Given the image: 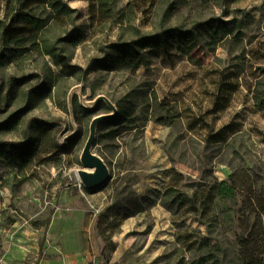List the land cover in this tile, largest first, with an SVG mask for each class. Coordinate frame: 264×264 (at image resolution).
I'll return each instance as SVG.
<instances>
[{
  "label": "rangeland",
  "instance_id": "obj_1",
  "mask_svg": "<svg viewBox=\"0 0 264 264\" xmlns=\"http://www.w3.org/2000/svg\"><path fill=\"white\" fill-rule=\"evenodd\" d=\"M65 1L77 10L75 26L53 25L49 36L82 35L79 46L67 48L71 65L86 69L119 35L124 40L132 36L129 31L120 34L111 24L95 25L87 0ZM130 1L135 0H123L122 4ZM165 8L152 9L150 18L139 13L134 25L143 32L159 30ZM210 16H221L234 28L219 45H210L203 34L189 57L172 52V56L152 58L135 72L96 68L86 76L70 75L42 56L0 72L5 99L0 104V124L12 123L11 118L17 116L21 123L15 132L0 131V142L24 141L28 123L51 125L45 135L38 133L37 156L26 180L15 178L0 156V264H36L41 245L49 241L45 227L55 214L69 213L71 196L80 195L85 211L97 221V238L102 243L97 263L109 264L114 261L115 236L125 249L117 259L124 261L144 246L147 251L152 248L155 235H167L174 229L170 218L161 209L151 210L146 201L154 189L161 195L171 170L194 183L213 176L226 179L231 169L244 161L253 168H264L263 0H224L208 12L196 5L179 4L165 24L190 26ZM45 77L50 89L36 92ZM78 85H83L90 100L99 95L111 99L122 123L98 127L93 151L103 157L112 177L95 192L79 185L76 170L81 167L80 154L92 118L109 108L101 103L97 111H86L77 95L70 102L69 94ZM28 92L29 97L37 98L30 99L29 111L20 113L29 103ZM167 111H171L168 122L172 125L158 124ZM216 133L234 139V149L212 143L213 137L217 140ZM111 212L119 214L111 217ZM186 224L206 233L193 218ZM214 231L229 254L228 260L238 262L236 235L242 233L238 222H223Z\"/></svg>",
  "mask_w": 264,
  "mask_h": 264
},
{
  "label": "trees",
  "instance_id": "obj_2",
  "mask_svg": "<svg viewBox=\"0 0 264 264\" xmlns=\"http://www.w3.org/2000/svg\"><path fill=\"white\" fill-rule=\"evenodd\" d=\"M87 1L90 3L91 18L95 25L111 24L120 34L122 31H129L132 36L124 40L119 35L106 49H102L103 55L100 58L92 59L88 67L83 69L71 65V57L67 53L68 47L74 48L82 43V35L55 39L49 36L54 31L53 25L59 28H65L69 24L75 26L76 9L71 8L65 0H2L0 72L9 67H19L36 56L49 57L70 75L86 76L96 68L104 71L135 72L147 66L152 58L172 56V52L189 57L200 38H204L203 34L208 36L210 45L217 46L223 41V37L229 36L234 30L229 21L221 16L199 19L190 26L165 24V20L173 16L179 4L196 5L208 12L213 10V6L224 3V0H135L125 5L122 4L123 0ZM160 5H165L166 8L162 13L159 30L143 32L134 25L139 13L150 18L152 9ZM46 78L39 83L36 92L50 89ZM2 90L0 87V104L5 103ZM40 94L37 93L38 96ZM29 95L30 92L28 102L37 98ZM153 98L156 102L157 96L154 95ZM30 104L27 103V107L20 113L29 111ZM158 107L163 110L161 105ZM171 111H167L165 119H159L158 124L172 125L168 122L172 118ZM17 118L18 116L12 117V123L0 124V131L15 132L21 124L17 123ZM121 124L119 115L101 125L117 127ZM50 126L42 121L28 123L24 141L0 142V156L12 170L13 176L19 177L21 182L28 177V171L37 156L40 137L46 134ZM74 136L76 134L72 138ZM213 136L217 140L214 141V137H211V142L221 146L220 148L234 147V139L218 133ZM160 204L171 214L175 240L152 264H264V168H253L244 161V164L233 167L226 179L220 180L213 176L210 180L202 178L194 183L187 182L184 174L173 170L162 192ZM237 206L239 208L234 209ZM191 218L204 226L206 233L186 224V220ZM235 221L242 231L236 235L238 262L228 260L227 250L214 237L217 226H222L223 222L234 224Z\"/></svg>",
  "mask_w": 264,
  "mask_h": 264
},
{
  "label": "crops",
  "instance_id": "obj_3",
  "mask_svg": "<svg viewBox=\"0 0 264 264\" xmlns=\"http://www.w3.org/2000/svg\"><path fill=\"white\" fill-rule=\"evenodd\" d=\"M171 173L172 170L168 180L163 185L161 195L158 197V189H154L147 194L149 199H146L151 203L149 206L151 210L158 211V209H161L170 220L171 214L165 211L160 201ZM148 202L147 204H149ZM69 206L70 211L68 214H55L45 227V234H47L49 241L48 244L41 245L36 264H98L96 257L102 243L97 238H100L96 229L97 221L92 219L85 211L83 198L80 195L71 196ZM118 214L117 212H111V217L118 216ZM116 238L117 236H115L114 242L117 245L112 255L114 261L109 264H152L156 257H159L167 247L174 243L175 229H169L167 235H155L152 248L147 251L148 246H144L137 254L129 255L124 261L117 259V256L119 257V254L125 249H121V245L116 241ZM44 248L45 256H43ZM102 264L108 263L102 261Z\"/></svg>",
  "mask_w": 264,
  "mask_h": 264
},
{
  "label": "water",
  "instance_id": "obj_4",
  "mask_svg": "<svg viewBox=\"0 0 264 264\" xmlns=\"http://www.w3.org/2000/svg\"><path fill=\"white\" fill-rule=\"evenodd\" d=\"M74 95L78 96L80 106L86 111H97L101 103H105L109 108V112L95 115L92 118L89 125V134L80 154L81 167L76 170L80 186H83L88 191H95L106 186L112 177L111 170L103 157L93 151L98 127L104 122L116 119L119 116V109L105 95H99L90 100L84 94L83 85H78L71 90L69 94L70 102Z\"/></svg>",
  "mask_w": 264,
  "mask_h": 264
},
{
  "label": "built area",
  "instance_id": "obj_5",
  "mask_svg": "<svg viewBox=\"0 0 264 264\" xmlns=\"http://www.w3.org/2000/svg\"><path fill=\"white\" fill-rule=\"evenodd\" d=\"M80 185V184H79Z\"/></svg>",
  "mask_w": 264,
  "mask_h": 264
}]
</instances>
